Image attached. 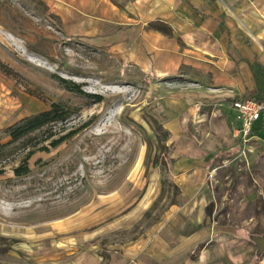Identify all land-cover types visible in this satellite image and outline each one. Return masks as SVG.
<instances>
[{"label": "rangeland", "instance_id": "374dc122", "mask_svg": "<svg viewBox=\"0 0 264 264\" xmlns=\"http://www.w3.org/2000/svg\"><path fill=\"white\" fill-rule=\"evenodd\" d=\"M128 61L65 35L38 0H0L2 141L6 127L52 102L76 109L34 137L49 140L13 145L0 157V262L61 264L63 255L91 251L107 264L116 249L129 264H264L249 239L264 234V149L234 129L220 149L202 148L214 140L200 120L211 119L210 107L200 118L192 99L153 97L144 72ZM55 75L103 100L67 90ZM185 118L189 141L180 147L168 125L182 132ZM154 120L170 132L174 164ZM72 129L70 139L49 146ZM31 149L30 173L16 176Z\"/></svg>", "mask_w": 264, "mask_h": 264}, {"label": "crops", "instance_id": "0c3cea01", "mask_svg": "<svg viewBox=\"0 0 264 264\" xmlns=\"http://www.w3.org/2000/svg\"><path fill=\"white\" fill-rule=\"evenodd\" d=\"M38 1L65 35L78 36L94 49L127 54L128 62L144 72L153 97L192 99L200 118L209 106L211 119L200 120L215 134L202 148L220 149L232 129L241 134L234 100L255 98L264 104V0ZM185 119L182 132L168 125L174 132L170 140L178 138L180 147L189 141ZM255 122L249 136L264 149V110ZM63 257L61 264L103 263L91 251ZM133 261L115 249L107 264Z\"/></svg>", "mask_w": 264, "mask_h": 264}, {"label": "trees", "instance_id": "16d2710c", "mask_svg": "<svg viewBox=\"0 0 264 264\" xmlns=\"http://www.w3.org/2000/svg\"><path fill=\"white\" fill-rule=\"evenodd\" d=\"M56 79L62 84L67 90L79 94L81 96H86L89 99H92L95 102H101L103 100L101 95H94L91 93L86 92L82 86L77 83L76 81H73L71 79H67L58 75H55ZM259 100V99H257ZM261 102V101H260ZM76 109L73 108L70 105H67L62 102H52L50 107L46 110L25 116L12 125L6 127L5 129V135L8 139L6 142L2 141V138H0V157L3 156L6 152H8L11 148V146H23V148H27L29 146L37 147L41 143H44L45 141L52 138V134L48 135L43 141H40L39 143H34V137L37 134V132L46 129L50 127L51 125L58 123V122H66L71 118V116L75 113ZM155 125V136L157 143L160 148L163 149V153L167 154L168 160L174 164L177 162V158L171 157V154L174 150V147L172 145H167V142L170 137V132L168 129L164 128L163 125L158 123L156 120H154ZM78 132V129H72L64 134H62L60 137L52 139L49 141V146L53 148H57L60 146L63 142L70 139L72 136H74ZM48 145H42L39 147L41 150H49ZM35 152V149L29 150L23 157L22 163L16 167H14V173L16 176H24L30 173L31 169L29 166V159L32 156V154ZM225 152V150H220L219 153ZM162 172H168L167 162L162 161ZM4 167H1L0 174H2L4 171ZM171 181V176L169 175L166 179H163V183ZM257 237H264V234H249V239L255 244V257L254 260L260 259V257L264 256V250L260 248V246L257 243ZM0 264H7L0 262Z\"/></svg>", "mask_w": 264, "mask_h": 264}, {"label": "built area", "instance_id": "2783aa9c", "mask_svg": "<svg viewBox=\"0 0 264 264\" xmlns=\"http://www.w3.org/2000/svg\"><path fill=\"white\" fill-rule=\"evenodd\" d=\"M242 122L240 133L247 138L253 129L254 122L260 118L264 110V104L255 98H239L232 102Z\"/></svg>", "mask_w": 264, "mask_h": 264}, {"label": "water", "instance_id": "95a60500", "mask_svg": "<svg viewBox=\"0 0 264 264\" xmlns=\"http://www.w3.org/2000/svg\"><path fill=\"white\" fill-rule=\"evenodd\" d=\"M257 243L262 250H264V237H257Z\"/></svg>", "mask_w": 264, "mask_h": 264}]
</instances>
